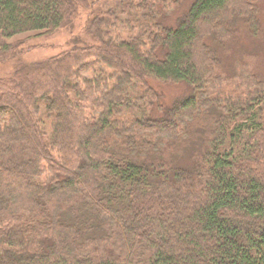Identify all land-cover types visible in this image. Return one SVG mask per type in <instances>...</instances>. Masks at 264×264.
Masks as SVG:
<instances>
[{
	"label": "trees",
	"instance_id": "trees-1",
	"mask_svg": "<svg viewBox=\"0 0 264 264\" xmlns=\"http://www.w3.org/2000/svg\"><path fill=\"white\" fill-rule=\"evenodd\" d=\"M169 1L0 0V264H264V80L221 88L205 41L241 17L257 37L255 6L195 0L172 27ZM83 12L54 57L9 41Z\"/></svg>",
	"mask_w": 264,
	"mask_h": 264
},
{
	"label": "rangeland",
	"instance_id": "rangeland-1",
	"mask_svg": "<svg viewBox=\"0 0 264 264\" xmlns=\"http://www.w3.org/2000/svg\"><path fill=\"white\" fill-rule=\"evenodd\" d=\"M176 1V0H175ZM167 2L166 6L160 4L158 8H163L161 19L165 26H176L177 21L183 17L195 0H177ZM255 6V16L259 25V35L252 37L249 32V25L245 17L234 18L230 21L232 35H224L221 42H215L211 36L205 37L206 44L215 50V54L220 61L218 73L222 75L223 82L221 88L227 91H240L242 76L237 75L242 68L252 70L259 79L264 80V0H251ZM165 8V9H164ZM139 15V14H137ZM87 13H81V17L72 31L61 29L52 34L38 35L36 32L24 33L11 38L10 42H18L21 45L22 55L19 59L24 63H35L48 59L67 50L69 40L76 36L84 35V27ZM133 34V33H132ZM130 33L123 34V38ZM84 39L89 40L84 36ZM13 70V63L0 64V77L8 76ZM103 70L97 63L85 70L82 75L92 77L93 74ZM247 70V69H246ZM102 72V71H101ZM154 91L161 96L163 104H171L173 101L187 95L190 90L183 84L161 83L155 80L148 81Z\"/></svg>",
	"mask_w": 264,
	"mask_h": 264
}]
</instances>
